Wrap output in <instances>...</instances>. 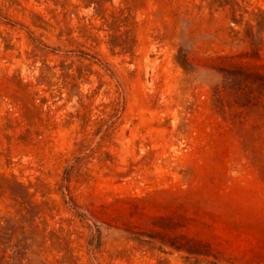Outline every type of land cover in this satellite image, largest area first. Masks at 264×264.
<instances>
[{
  "label": "rangeland",
  "instance_id": "1",
  "mask_svg": "<svg viewBox=\"0 0 264 264\" xmlns=\"http://www.w3.org/2000/svg\"><path fill=\"white\" fill-rule=\"evenodd\" d=\"M0 264H264V0H0Z\"/></svg>",
  "mask_w": 264,
  "mask_h": 264
}]
</instances>
